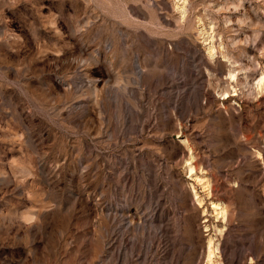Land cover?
Wrapping results in <instances>:
<instances>
[{
    "label": "rangeland",
    "instance_id": "rangeland-1",
    "mask_svg": "<svg viewBox=\"0 0 264 264\" xmlns=\"http://www.w3.org/2000/svg\"><path fill=\"white\" fill-rule=\"evenodd\" d=\"M178 3L0 0V264H264V0Z\"/></svg>",
    "mask_w": 264,
    "mask_h": 264
},
{
    "label": "bare ground",
    "instance_id": "bare-ground-1",
    "mask_svg": "<svg viewBox=\"0 0 264 264\" xmlns=\"http://www.w3.org/2000/svg\"><path fill=\"white\" fill-rule=\"evenodd\" d=\"M179 1V8L181 7V6H183V5H185L184 3H185V0H178ZM176 4V3H175ZM183 9V8H182ZM211 37V36H210ZM210 41V40H209ZM212 47V46H211ZM208 53H210V55H213V49H209V52ZM234 75L233 74H231V76L230 77H233ZM264 81V75H260L259 76V78H258V80H257V85L259 86V87H262V84L264 83L263 82ZM192 156V155H191ZM191 162V157H189V159L187 160V164H189ZM189 174L191 175V174H193V170H192V168H191V170H190V172H189ZM197 176V175H196ZM197 177H199V176H197ZM203 180V179H202ZM201 180V181H202ZM202 183V182H201ZM204 184H205V182H203ZM208 184V183H207ZM207 187H208V185H207ZM196 199H198V196H196ZM195 199V200H196ZM200 200V199H199ZM213 209L218 213V214H221L222 216L225 214V209H224V206L222 205V204H220V203H217V202H213ZM218 216V215H217ZM211 238V237H210ZM212 240L211 239H209L208 240V244H207V249H206V255H207V259L208 260H210L211 259V257H212V255H213V253H214V249L212 248ZM207 261V260H206ZM208 262V261H207ZM206 262V263H207Z\"/></svg>",
    "mask_w": 264,
    "mask_h": 264
}]
</instances>
